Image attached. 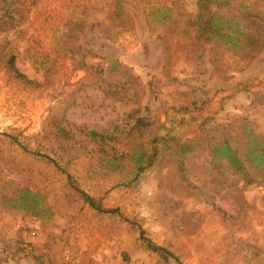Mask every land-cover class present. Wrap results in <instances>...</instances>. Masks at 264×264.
<instances>
[{
  "label": "rangeland",
  "instance_id": "obj_1",
  "mask_svg": "<svg viewBox=\"0 0 264 264\" xmlns=\"http://www.w3.org/2000/svg\"><path fill=\"white\" fill-rule=\"evenodd\" d=\"M241 2L264 37V0ZM162 5L197 17L196 0H0V264H264V169L243 154L245 127L264 150V45L192 47ZM221 137L243 170L211 157ZM133 142L156 152L135 179Z\"/></svg>",
  "mask_w": 264,
  "mask_h": 264
},
{
  "label": "trees",
  "instance_id": "obj_2",
  "mask_svg": "<svg viewBox=\"0 0 264 264\" xmlns=\"http://www.w3.org/2000/svg\"><path fill=\"white\" fill-rule=\"evenodd\" d=\"M197 17L195 19L182 20V23L177 22V18H181L178 15L171 13L172 7L162 5L159 6V10L165 9L163 14H160L162 21H171L174 24L173 32L183 35V37L192 44V47H202L204 44H210L215 55L223 47L234 48L238 46H245L250 53L257 52L263 49L264 37L254 34V32H245L240 26L239 21L244 19H250L252 17H260V12H252L253 9L250 4H244L241 0H196ZM235 9L234 10H231ZM170 12V14H169ZM15 58L13 53L9 54L8 62L12 63ZM109 65H118L117 59H109ZM13 70L20 77H25L13 67ZM149 125V122L145 121L143 117H138L133 128H136L137 132H142L143 126ZM91 138L96 136L103 138L102 133H98L95 130L87 132ZM245 136L249 137V146L243 153L245 159L250 165L257 167L259 170L264 169V150L261 147L262 141L257 138V133L253 130L245 127ZM220 142L213 143L211 145V157L212 158H225L228 165L234 170H243L245 168L243 160L237 155V152L231 147L228 140L224 137L220 138ZM134 143V142H133ZM23 150L28 148L21 144ZM135 143L127 147V152L122 154V158L127 157L133 160L135 170L133 171L132 179H135L140 171L144 168V162L150 163L155 157L154 151H143L135 147ZM33 153H40L34 150ZM47 162H52L55 165H59L54 157L49 154H40ZM67 178L70 180L71 175L66 172ZM82 199L89 204L90 207L96 209L101 213L108 211H117V208L106 209L103 208L96 197L90 196L85 191L81 190ZM26 205V204H25ZM29 207V206H24ZM23 207V208H24ZM25 208V209H27ZM46 244H49L47 241ZM148 247L151 250L159 251L162 249L160 246L148 243Z\"/></svg>",
  "mask_w": 264,
  "mask_h": 264
},
{
  "label": "built area",
  "instance_id": "obj_3",
  "mask_svg": "<svg viewBox=\"0 0 264 264\" xmlns=\"http://www.w3.org/2000/svg\"><path fill=\"white\" fill-rule=\"evenodd\" d=\"M99 264H109V263H107V262H100Z\"/></svg>",
  "mask_w": 264,
  "mask_h": 264
}]
</instances>
